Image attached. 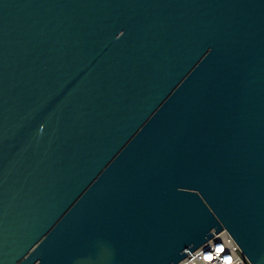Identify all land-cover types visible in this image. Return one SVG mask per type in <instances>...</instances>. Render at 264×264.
<instances>
[{
  "label": "water",
  "instance_id": "1",
  "mask_svg": "<svg viewBox=\"0 0 264 264\" xmlns=\"http://www.w3.org/2000/svg\"><path fill=\"white\" fill-rule=\"evenodd\" d=\"M224 229L264 264V0H0V264Z\"/></svg>",
  "mask_w": 264,
  "mask_h": 264
},
{
  "label": "built area",
  "instance_id": "2",
  "mask_svg": "<svg viewBox=\"0 0 264 264\" xmlns=\"http://www.w3.org/2000/svg\"><path fill=\"white\" fill-rule=\"evenodd\" d=\"M210 257V259H209ZM177 264H252L227 230L188 253Z\"/></svg>",
  "mask_w": 264,
  "mask_h": 264
},
{
  "label": "snow or ice",
  "instance_id": "3",
  "mask_svg": "<svg viewBox=\"0 0 264 264\" xmlns=\"http://www.w3.org/2000/svg\"><path fill=\"white\" fill-rule=\"evenodd\" d=\"M209 259H210V257H209Z\"/></svg>",
  "mask_w": 264,
  "mask_h": 264
}]
</instances>
